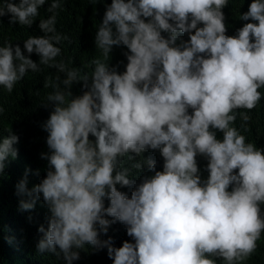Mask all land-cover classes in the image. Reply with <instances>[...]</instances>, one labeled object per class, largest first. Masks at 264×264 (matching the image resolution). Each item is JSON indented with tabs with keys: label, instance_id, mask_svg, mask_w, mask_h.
Wrapping results in <instances>:
<instances>
[{
	"label": "clouds",
	"instance_id": "clouds-1",
	"mask_svg": "<svg viewBox=\"0 0 264 264\" xmlns=\"http://www.w3.org/2000/svg\"><path fill=\"white\" fill-rule=\"evenodd\" d=\"M228 3L111 0L94 37L103 59L92 61L90 76L57 60L68 39L56 28L62 0H52V15L40 20L44 35L30 36L23 50L19 43L0 46V86L8 93L41 65L64 74L45 84L54 89L42 104L52 109L42 125L46 175L29 190L26 170L16 185L29 198L21 210L42 196L49 213L47 230L38 228V252L66 264L86 245L106 248L113 264H242L256 250L264 232V148L246 142L234 124L239 115L248 131V113L264 99V0H252L240 14L251 22L234 35L227 34ZM45 4L4 0L0 21L8 16L30 28ZM114 47L127 49L123 72L122 61L107 62ZM18 140L11 130L0 139V175L17 157ZM149 151L159 152L162 170L153 156H142ZM125 157L146 173L139 183L129 178ZM198 157L207 161L206 178ZM117 222L134 243L100 239Z\"/></svg>",
	"mask_w": 264,
	"mask_h": 264
},
{
	"label": "trees",
	"instance_id": "trees-1",
	"mask_svg": "<svg viewBox=\"0 0 264 264\" xmlns=\"http://www.w3.org/2000/svg\"><path fill=\"white\" fill-rule=\"evenodd\" d=\"M51 2L52 0H46V4L39 9V15L30 28L19 23L10 24L8 16L3 17L0 21V46L7 42L19 43L23 50V42L30 36L44 35L38 24L40 20L52 15L46 11ZM251 2L252 0H229L228 6L223 9L228 35H234L236 29L242 27L244 23L251 22L240 20V14L248 10ZM3 3L4 0H0V6ZM110 3L111 0H97L95 3L92 0H62L61 9L57 10V31L68 37L58 45L62 49V54L57 60H63L68 68H77L81 76L84 74L90 76L95 67L92 61L97 58L103 59L101 51L95 46L94 37L100 26L105 4ZM183 39L187 40L188 36L185 34ZM124 51L127 49L114 47L107 61L112 65L122 61L118 69L121 72L125 70L127 64ZM25 54L27 55L26 52ZM31 58L39 62V56L35 53ZM40 67L42 71L36 73L30 71L14 86L12 93H8L0 86V107L4 108V112L0 114V139L6 137L9 130L19 137L18 142L13 145L18 151L17 157L8 158L4 173L0 175V264H66L62 256L58 258L53 253H40L37 250L36 245L43 237V233H39L38 228L43 225L47 230L48 227L49 213L43 205L42 196L36 201L33 209L21 210L20 201H28L29 198L18 195L16 190V185L24 179L26 170H30L27 177L29 190L41 182L47 170V161L41 159V153L48 151L46 145L48 134L43 130L42 125L49 118L52 109L51 107L46 109L42 104L54 89L51 86L45 87V84L56 83L55 77L59 75L63 78L64 74L55 68L44 65ZM79 88L80 84L73 85L74 94H79ZM259 91L264 93V88ZM242 111L247 110H238V112ZM248 114L252 117L248 122V131L240 128L239 115L234 126L245 135L246 142L264 148V99H261ZM217 136L222 139L221 133H217ZM150 155L157 160V170H162L163 158L159 152L149 151L142 154L143 157ZM197 159L202 178H206L208 173L204 168L207 161L203 157ZM137 160H141V157H137ZM125 161V167L130 168L129 178L139 183L140 177L146 173H138L131 168L135 161H127V157ZM117 188L130 196L129 188H120L119 185ZM108 237H112L116 247L121 246L125 240L134 243L132 238L127 236L125 226L119 222L109 227L107 235L102 233L100 239L104 240ZM79 252L80 258L74 260L72 264H113L106 248L97 250L86 245ZM242 264H264V232L257 241L256 250Z\"/></svg>",
	"mask_w": 264,
	"mask_h": 264
}]
</instances>
